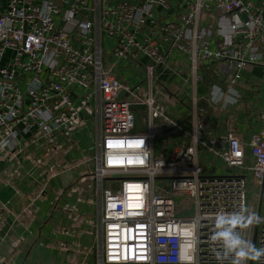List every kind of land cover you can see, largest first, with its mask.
<instances>
[{
    "label": "built area",
    "instance_id": "1",
    "mask_svg": "<svg viewBox=\"0 0 264 264\" xmlns=\"http://www.w3.org/2000/svg\"><path fill=\"white\" fill-rule=\"evenodd\" d=\"M182 2L167 20L169 0H0V164L23 169L30 150L89 130L94 148L80 165L92 166L79 181L98 206L89 264H264V130L246 140L209 123L242 100L241 71L264 66V0ZM173 52L195 83L187 124L159 84ZM107 57L143 71L145 89L125 84ZM208 63L236 67L217 95L198 94ZM59 175L47 167L21 212L1 213L0 248Z\"/></svg>",
    "mask_w": 264,
    "mask_h": 264
},
{
    "label": "crops",
    "instance_id": "2",
    "mask_svg": "<svg viewBox=\"0 0 264 264\" xmlns=\"http://www.w3.org/2000/svg\"><path fill=\"white\" fill-rule=\"evenodd\" d=\"M169 1L171 2L172 8L167 15V20H172L177 18V14L183 10V2L182 0ZM156 11L159 12V15L161 14V9H156ZM211 20L210 17H206L207 22ZM113 45V39L104 40L105 51L108 52L107 56ZM105 62L107 65L114 68L123 82L135 87L137 80L135 79L134 73L131 72L133 66L128 61L115 62L107 57ZM168 65L169 66L161 70L159 74V84L161 88L170 93L173 98L179 99L178 104L168 106V111H178L179 116L174 117L175 120L184 119L183 123L187 124L190 117V100L194 95L195 83L190 68L186 63V59L181 54L173 52ZM235 70L236 67L233 64H206L202 67L200 72L204 78V82L199 85L198 94H207L211 89L212 93L217 95V93L221 91L219 89L220 86L224 88L226 77L233 74ZM241 74L242 80L238 84L235 92L243 97L242 100L239 104L231 106L224 115L222 114L220 120L212 116L209 123L210 128L217 133H224L231 129L243 135L244 139L247 140L253 133H260L264 130V121L260 119V113H264V66H248L241 71ZM180 83H184V86L187 85L183 91H180ZM237 106L239 110L235 109ZM159 123L161 124L162 121ZM87 139H89V137L84 138V141H87ZM31 151L33 152L35 150ZM36 151H39V149ZM15 164V161H13L11 167H3V165L0 164V178L6 174L4 177L7 179L9 175V172L7 174V171H9L8 168H14ZM29 166V161H24V169L26 170ZM28 172L26 174H28L29 177H31L30 172L37 173V171L34 172L33 168ZM83 174H81V176ZM28 175L25 177L24 182L19 184L18 187L16 184L11 185L9 182L3 183L0 181V215L6 211L12 212L11 215L21 212L22 208L27 203V200H24L25 194H30L35 185V180L31 182ZM75 175L76 171H72L71 173L67 171L62 172L51 182L46 192L45 200L36 204L38 210L37 216L25 218L21 223H17L12 230L11 240L1 246L0 264H66L65 254L60 253L56 245L60 242L74 246L75 239L73 235H71L73 236L72 239L67 237L68 240L63 239L64 237L60 235V238L57 237V229L55 230V228H57L58 225H65L66 220L63 219L62 211L53 207L55 205L53 204L55 203L53 200L56 196L55 193L57 192V188L65 189L68 184H71L74 178H77ZM82 206H84L80 210L82 215L91 217L94 214V209L91 208V206ZM11 215H6L10 223H12L13 220ZM83 234V236H80L82 237V241L84 240L86 247L90 246V241H92V239L89 240L84 232ZM74 235H78L76 230L74 231ZM21 236H23L24 239H21ZM75 238L80 240L78 237ZM14 240L18 241V246L14 253H11L10 242Z\"/></svg>",
    "mask_w": 264,
    "mask_h": 264
},
{
    "label": "rangeland",
    "instance_id": "3",
    "mask_svg": "<svg viewBox=\"0 0 264 264\" xmlns=\"http://www.w3.org/2000/svg\"><path fill=\"white\" fill-rule=\"evenodd\" d=\"M131 72L134 73L136 81L135 87L130 86L128 83L125 82L128 86L132 88L139 87L138 89H145L146 87V75L144 72H142L140 69H136L134 66L131 70ZM184 83H180V91H183L187 85H183ZM242 106V105H240ZM235 109L239 110V107H235ZM169 113L173 117H178L179 113L178 111H169ZM143 116V115H142ZM140 116L137 118L136 127L137 129H147L146 123L143 120V117ZM160 122V121H159ZM89 130L80 131V132H74L71 136L64 134L63 136L59 137V140L56 141L54 144H48L42 145V148H39V151H31L29 152L31 160H28L27 158L24 159L25 162L29 161L30 166L26 168L27 172L30 171L32 168L34 169V172L37 171V173H31L30 180L33 182L34 180L37 181L38 179L42 178L44 170L47 167L54 168L57 172H68L71 173L72 171H76L77 178H74L72 180L71 184H68V186L65 189H62L59 187L57 188V192L55 193L54 202L55 204L53 207L62 211L63 219L66 220L65 225H58L56 230L57 237L59 235L61 237H64L63 239H67V237L71 238L74 236L75 243L74 246H71L70 244H64L65 247L64 252H66L65 255H68L69 261H74L73 264H77L75 260L78 263H81L83 260L86 259L87 264L92 263V256L88 255V250L96 244V240L94 239V236L91 235L94 227V220L98 215V206L97 205H91L94 209V214L91 217H87L85 215H82L81 209L84 207L82 205H88L86 203V198H93L94 194L91 192H87V187H85L84 191L82 186L80 185L79 181L81 179V174L88 171L92 164L87 163L80 165L83 158L87 157L89 154L91 155L93 148H94V140L92 139V136H87ZM85 135V136H82ZM87 141H84V138H88ZM84 142V143H83ZM161 139L156 140L155 148L156 151H159V148L161 146ZM91 152V153H90ZM24 161L23 163V169H9L10 174L8 175L7 179L3 181V183H10L11 185H15L18 187L19 184H22L25 179L26 170L24 169ZM204 164V163H203ZM76 165H80L74 169H69L66 171H63V168H69V167H75ZM22 170V171H20ZM14 171L17 175H15ZM29 173V172H28ZM221 175L222 173L219 172ZM218 176V175H217ZM76 182V183H75ZM92 183V182H91ZM89 183V184H91ZM164 184L168 183L167 181H163ZM74 184V185H73ZM34 189L35 185L33 186ZM23 191V190H22ZM31 192V191H30ZM93 194V195H92ZM254 188H252L249 192V200H252L254 197ZM29 194H25V199L28 202ZM44 196V197H43ZM40 200L36 203L45 200V195H43ZM51 203V202H50ZM38 206V205H37ZM90 206V205H89ZM34 212L31 217L37 216L38 210L36 208V205L33 208ZM84 224V225H82ZM84 227V228H83ZM83 228V229H82ZM85 229V230H84ZM73 230V231H72ZM77 231L78 235H74V231ZM66 232V234H65ZM83 232L88 239H92L90 241L91 245L86 247V244H84V240L82 241ZM68 233V234H67ZM65 234V235H63ZM63 235V236H62ZM73 235V236H71ZM90 236V237H89ZM75 237L80 238L76 239ZM21 239H24L23 236H21ZM60 252V251H59ZM61 253V252H60ZM66 261L67 256H66Z\"/></svg>",
    "mask_w": 264,
    "mask_h": 264
},
{
    "label": "water",
    "instance_id": "4",
    "mask_svg": "<svg viewBox=\"0 0 264 264\" xmlns=\"http://www.w3.org/2000/svg\"><path fill=\"white\" fill-rule=\"evenodd\" d=\"M64 26H65V22H61L59 28H63ZM256 238H257V229H256L255 237H254L253 246H252L251 262L253 261L254 254H255Z\"/></svg>",
    "mask_w": 264,
    "mask_h": 264
},
{
    "label": "clouds",
    "instance_id": "5",
    "mask_svg": "<svg viewBox=\"0 0 264 264\" xmlns=\"http://www.w3.org/2000/svg\"><path fill=\"white\" fill-rule=\"evenodd\" d=\"M237 255H238V256H243L244 253H243V252H238Z\"/></svg>",
    "mask_w": 264,
    "mask_h": 264
},
{
    "label": "trees",
    "instance_id": "6",
    "mask_svg": "<svg viewBox=\"0 0 264 264\" xmlns=\"http://www.w3.org/2000/svg\"><path fill=\"white\" fill-rule=\"evenodd\" d=\"M76 183V182H75ZM74 185V184H73ZM91 193H93V191H91ZM93 195V194H92Z\"/></svg>",
    "mask_w": 264,
    "mask_h": 264
}]
</instances>
